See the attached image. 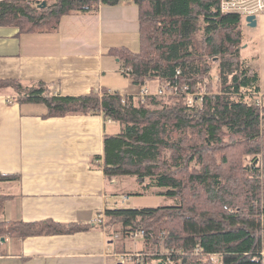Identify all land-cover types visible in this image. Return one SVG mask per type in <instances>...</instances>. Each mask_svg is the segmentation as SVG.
Masks as SVG:
<instances>
[{
  "label": "trees",
  "instance_id": "obj_1",
  "mask_svg": "<svg viewBox=\"0 0 264 264\" xmlns=\"http://www.w3.org/2000/svg\"><path fill=\"white\" fill-rule=\"evenodd\" d=\"M120 1L0 0V26L52 32L62 15L96 13L100 4ZM131 1L138 8V49L113 47L108 54L132 84H187L204 92L201 105L188 106L180 94L134 97L106 88L61 96L42 81L0 80V90L12 86L20 102L44 105V117L100 114L104 124L119 125L117 135L103 133V154L96 157L103 174L134 177L143 187L138 194L159 188L155 194L174 200L105 211L100 228L109 239L143 232V257L135 264H264V106L253 102L258 73L241 57L243 16L221 12V0ZM11 178L0 174V182ZM6 199L0 192V216ZM86 228L0 220V240ZM117 252L136 260L124 247Z\"/></svg>",
  "mask_w": 264,
  "mask_h": 264
},
{
  "label": "crops",
  "instance_id": "obj_2",
  "mask_svg": "<svg viewBox=\"0 0 264 264\" xmlns=\"http://www.w3.org/2000/svg\"><path fill=\"white\" fill-rule=\"evenodd\" d=\"M256 18L254 27L243 22L249 38L244 36L241 54L247 53L241 57L258 73L264 95V14ZM138 32V8L131 0L100 4L96 13L62 15L52 32H19L18 27L2 25L0 80L42 81L61 96L106 88L135 97L140 89L130 78L115 80L118 72L122 74V63L108 50L137 51ZM151 83L155 89L159 84ZM45 113L42 104L20 102L12 86L0 90V174L13 177L0 182V192L7 196L0 220H51L88 228L23 239L8 236L0 240V264L139 263L142 239V247L130 251L136 257L131 261L117 252L119 237L109 239L100 228L105 211L118 207L119 198H128L112 194L118 180L107 178L96 158L103 154V133L117 135L119 125L104 124L100 114L44 117Z\"/></svg>",
  "mask_w": 264,
  "mask_h": 264
},
{
  "label": "rangeland",
  "instance_id": "obj_3",
  "mask_svg": "<svg viewBox=\"0 0 264 264\" xmlns=\"http://www.w3.org/2000/svg\"><path fill=\"white\" fill-rule=\"evenodd\" d=\"M38 5H40V4H38ZM244 23H245V20H244ZM243 32H244V36L248 39L249 35L247 32V29L244 28V24H243ZM246 53H247V51H242L241 55L244 56V55H246ZM215 72H216V70H213L212 74H214ZM118 79H121L122 81H126V82L128 81V77L122 75L119 72H118V76L115 77V80H118ZM214 79H215V76H214ZM151 82L156 83L155 81H146V83L143 86H140L139 89L140 90H143L145 88H149V89L152 88L151 90L155 89V86H154L155 84L153 85ZM213 83L215 86H217L216 82H213ZM203 89H205V88H203ZM201 93L204 94L203 91H201ZM138 96H140V95L138 94L136 97H138ZM166 97H169V96L161 97V99H164ZM182 97H184V96H182ZM262 128L264 129V125ZM157 189H159V188H152L149 191H146L144 194H138V193L143 191L142 185L139 182H137L134 177H131V176L122 177L121 179L118 180L116 190L112 194H116V196H119V197H121L122 195H127L128 198L123 199V200H121L119 198L117 200V204L115 206L144 208V207H158V206H164V205L174 203L173 199L166 198L164 196L155 194V192H156L155 190H157ZM139 239H141V236L135 237V238L134 237H119L118 244L120 247H122V248L124 247V250H126V251H134L136 246L142 247V243L140 242ZM122 255H125V254H122ZM142 255H141V258L143 257ZM124 258H128V256L127 257L124 256ZM215 259L216 258L213 257V260H215Z\"/></svg>",
  "mask_w": 264,
  "mask_h": 264
},
{
  "label": "built area",
  "instance_id": "obj_4",
  "mask_svg": "<svg viewBox=\"0 0 264 264\" xmlns=\"http://www.w3.org/2000/svg\"><path fill=\"white\" fill-rule=\"evenodd\" d=\"M220 10L223 13L239 14L245 19L247 15L258 16L264 14V0H221ZM176 94L184 96L188 106H192L197 102L199 105L203 103V93L196 94L191 92L187 84L173 85L170 83H161L155 90L145 88L139 91L140 96L157 95L159 97H165ZM253 102L255 105L263 107L264 95L261 94L260 91L257 92ZM98 221H103V215L98 218ZM142 234L143 232H136L132 236L140 237Z\"/></svg>",
  "mask_w": 264,
  "mask_h": 264
},
{
  "label": "water",
  "instance_id": "obj_5",
  "mask_svg": "<svg viewBox=\"0 0 264 264\" xmlns=\"http://www.w3.org/2000/svg\"><path fill=\"white\" fill-rule=\"evenodd\" d=\"M38 7H45V2L42 1L41 6L38 5ZM245 22H246V24H247L249 27H254V26H256V24H257V18H256L255 15H247V16L245 17ZM1 240L4 241L5 239L2 238Z\"/></svg>",
  "mask_w": 264,
  "mask_h": 264
}]
</instances>
